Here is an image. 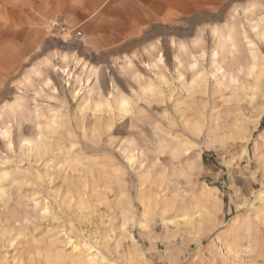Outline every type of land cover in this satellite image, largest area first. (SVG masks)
Segmentation results:
<instances>
[{
	"label": "rangeland",
	"instance_id": "1",
	"mask_svg": "<svg viewBox=\"0 0 264 264\" xmlns=\"http://www.w3.org/2000/svg\"><path fill=\"white\" fill-rule=\"evenodd\" d=\"M91 1L66 0L48 15L44 2L54 5L56 0H0V190H4L0 229L7 231H0V264H43L42 256L29 257L30 249L47 248L57 232L63 241L68 235L92 243L99 238L115 263L124 262L126 253L143 258L141 264H209L212 260L222 264L225 259L264 264L263 224L252 247L226 226L236 217L243 219L254 206H264L257 200L264 191V36H256L253 27L264 17V0H110L97 14L89 15ZM95 1L102 5L106 0ZM31 6L39 15L44 12L43 19ZM52 20L63 21L69 31L49 32ZM229 26L237 39L236 50L229 37H219V30L230 33ZM258 27L264 30V23ZM78 30L82 35H76ZM46 63H52L50 68ZM60 64L86 80L80 92L79 83L56 69ZM85 64L96 72L85 70ZM193 79L198 83L192 89ZM151 82L154 89L144 91L142 86ZM115 95L126 96L132 110H116ZM102 98L110 100L112 108H96L94 101ZM54 112L62 114V126L55 124L54 134L42 130L44 143L39 151L25 148L24 139L38 140V125ZM200 113L206 120L196 135L190 120L202 119ZM206 125L216 132L215 144L208 142ZM172 137L188 142L178 156L159 147L160 141ZM199 151L202 159L189 172L188 184L173 169ZM130 154H136L135 166L127 163ZM153 155L162 162L159 165L168 167L167 178L177 181L182 194L198 191L204 183L217 187L212 213L202 214L208 212L203 204H191L185 214L178 210L162 214L157 208L142 227L136 220L143 218V208L135 200V220L123 224L114 207L120 191L115 171H120L117 175L125 179V192L135 199L140 174ZM77 158L91 162L93 170L91 175L87 168L82 171L90 178L89 182L85 178L84 199L88 198L80 209L74 205L76 198L69 196L71 182L64 179L72 174L68 164ZM5 173L17 181L13 183ZM197 214L205 215L199 227L190 220ZM230 241L240 248L229 249Z\"/></svg>",
	"mask_w": 264,
	"mask_h": 264
},
{
	"label": "bare ground",
	"instance_id": "2",
	"mask_svg": "<svg viewBox=\"0 0 264 264\" xmlns=\"http://www.w3.org/2000/svg\"><path fill=\"white\" fill-rule=\"evenodd\" d=\"M107 2V1H106ZM104 4H105V2H104ZM104 4H103V6H104ZM100 8H101V6L99 5L98 7H96L95 9H94V11L92 12V13H94V15L95 14H97L98 12L97 11H99L100 10ZM95 12H97V13H95ZM88 20H89V18H88ZM52 21H54V20H52ZM52 21H50V23H49V25L50 24H52ZM87 20H85V22H86ZM259 21V20H258ZM258 21H256L255 23L256 24H254V26L253 27H256V33H257V35L256 36H258V35H260V36H264V30H261L258 26H259V24L260 23H264V17H262L261 19H260V21L258 22ZM230 27L231 26H229V29H230ZM261 27V26H260ZM234 28V27H233ZM213 31L214 32H216V31H218V30H216V29H213ZM233 31V29H232V27H231V31H230V33L229 34H227V35H225L223 32H221V30H219L218 32H219V34H220V36L219 37H226V39H228V37H229V40L228 41H230V45L232 46V48H234L235 50L237 49V47H238V43H237V39H236V37H235V34L232 32ZM229 32V31H228ZM260 38H262V37H260ZM65 40L66 41H68L69 40V36H66L65 37ZM227 41V42H228ZM82 43H83V45H84V47H87L88 45H87V40L86 39H82V41H81ZM225 43H226V41H225ZM229 43V42H228ZM225 46H227V45H225ZM218 47V46H217ZM229 48V47H228ZM232 48H230L231 49V51H232ZM229 49V50H230ZM225 50H226V48H225ZM214 51V50H213ZM228 52H226V54H227ZM229 53H230V51H229ZM228 53V54H229ZM231 54H232V52H231ZM50 57V56H49ZM48 57V58H49ZM62 58V60H63V62L66 60V57H64V56H62L61 57ZM254 59H255V57H254ZM46 61V60H45ZM51 62V59L50 60H47L46 62ZM42 63V62H41ZM45 63V62H44ZM49 64V63H48ZM47 63H46V66L48 65ZM255 64V63H254ZM50 65H52V63L51 64H49L48 65V67L50 66ZM58 66V65H57ZM255 66V68L257 67V64H255L254 65ZM254 66L252 67V69L254 68ZM54 67H56L55 65L53 66V68ZM216 67V66H215ZM224 67H225V65H224ZM50 68V67H49ZM68 68V67H67ZM67 68H64V65L63 66H61V64H60V66L59 67H57L56 69H58V70H60V71H63V72H66L67 73V75L69 76L68 78H70L71 77V80L72 79H74V82H76V83H79V85H80V88H79V92L82 90V86H84L85 85V81L86 80H83L82 78H81V76H80V73H75L74 72V70L73 69H67ZM84 68H85V70H89L90 72H93V73H95L96 72V68L95 67H87V65L85 64L84 65ZM254 68V69H255ZM51 69H52V66H51ZM55 69V70H56ZM217 69H219L218 67H217ZM227 69V68H226ZM253 69V70H254ZM53 70V69H52ZM51 70V71H52ZM54 70V71H55ZM49 71V70H48ZM255 71V70H254ZM227 73L228 72V70H224V73ZM251 73V72H250ZM96 74H98V73H96ZM196 77V76H195ZM199 77V76H198ZM194 78V77H193ZM197 78V77H196ZM201 80H203L201 77H199ZM217 78V77H216ZM49 79V78H48ZM218 79V78H217ZM232 79V78H231ZM234 79V78H233ZM232 79V80H233ZM70 80V79H69ZM89 80V79H88ZM50 81V80H49ZM52 81V80H51ZM195 82H197V80L196 79H193V81H192V89L195 87ZM48 83V82H47ZM198 83V82H197ZM201 83H203L202 81H201ZM200 83V84H201ZM220 83V82H219ZM69 84H70V82H69ZM190 84V83H189ZM199 84V85H200ZM198 85V84H197ZM196 85V86H197ZM202 85V84H201ZM220 85H221V83H220ZM224 85H225V87H228V85H226L225 83H224ZM223 85V86H224ZM155 86V85H154ZM154 86H153V84H152V82L151 83H147V84H145L144 86H142V88H143V90L144 91H149V90H153L154 89ZM220 87V86H219ZM189 88H190V86H189ZM189 88H188V90H189ZM198 88V87H197ZM253 89V87L252 88H250V90H252ZM195 90H197V89H195ZM200 91V90H199ZM238 91V90H237ZM78 92V93H79ZM87 92H88V95H89V99L87 100V99H85V100H87V102H88V104H91V97H93V96H91V92H90V89H88L87 90ZM152 92H155V91H152ZM190 93H191V91H190ZM235 93V92H234ZM233 93V94H234ZM238 92H236L235 94H237ZM234 94V95H235ZM87 95V96H88ZM113 96V95H112ZM194 96V95H193ZM196 96V95H195ZM240 96V95H239ZM235 97H237V96H235ZM251 97H253V96H251ZM84 98V97H83ZM114 100H115V102H116V110H118L120 113H122V112H128V111H131L132 110V108L130 109V101H129V99L126 97V96H124V95H121V96H114ZM238 98V97H237ZM237 98L235 99V100H237ZM90 100V101H89ZM109 100V99H108ZM110 101V100H109ZM109 101H107V99L106 100H104L103 98L102 99H99V100H96V101H94L95 102V107L96 108H99V107H103V106H107V107H110L111 106V108H112V104L110 105V102ZM114 102V103H115ZM125 102H127V103H125ZM195 102V104H196V101H194ZM192 103H193V101H192ZM19 105V104H18ZM195 107V106H194ZM106 108V107H105ZM107 109V108H106ZM114 109V110H115ZM196 109V108H195ZM99 110H100V108H99ZM99 110H96V112L97 111H99ZM109 110H110V108H109ZM112 110V109H111ZM193 110V109H192ZM201 111H203L202 109H201ZM107 112H108V110H107ZM119 112H118V114H119ZM196 112V111H195ZM194 112V113H195ZM198 112V111H197ZM99 113V112H98ZM204 113V112H203ZM202 113V114H203ZM196 114V113H195ZM201 114V113H200ZM200 114H199V116H200ZM201 114V116H200V118H202V119H195V121H193V122H191V120H190V123H191V125H193V133L194 134H196V135H199L201 132H202V126H203V123L205 122H203V119H205L206 120V116H205V118L203 117L204 116V114L202 115ZM206 114V113H205ZM212 115V114H211ZM194 116V115H193ZM198 116V117H199ZM61 117H62V114L61 113H59V112H54V113H52L48 118H47V120H46V122L44 123V124H39L38 126H39V138H38V140H32V139H30V138H26V139H24V141L26 142V147L25 148H27L28 150L29 149H31V151L32 150H36V151H39L41 148H42V144L44 143L43 142V131L42 130H44V129H46L47 130V132L48 133H55L56 132V128H54L53 126L56 124V125H61L62 126V119H61ZM193 119V118H192ZM207 119H208V117H207ZM213 119H214V117H213ZM61 120V121H60ZM64 122V121H63ZM208 125V124H207ZM206 125V126H207ZM212 125V124H211ZM213 126V125H212ZM212 126H207L208 128H206L207 129V135H208V142L211 144L212 142L214 143V142H216L215 141V137H216V135L214 134V133H216V132H214V128L212 127ZM237 127V126H236ZM95 128H97V127H95ZM94 128V129H95ZM232 128V127H231ZM234 128V127H233ZM96 130V129H95ZM95 130H93L94 132H95ZM47 132H46V134H47ZM59 132V131H58ZM6 133H8V129H6ZM9 134V133H8ZM8 134H7V136H8ZM52 134V135H53ZM51 135V136H52ZM47 136H49V135H47ZM159 137V136H158ZM159 139V138H158ZM161 139V138H160ZM184 139V138H183ZM183 139H179L178 137H172L171 139H169V141H160L159 143V147L162 149V152L163 151H165V150H169L170 152H171V154L173 155V156H178L179 154H180V150L184 147V146H187L186 144L188 143L187 141H185V140H183ZM219 139V138H218ZM219 142V141H218ZM10 144H11V142H10ZM147 144V143H146ZM171 144H173V146L171 145ZM215 144V143H214ZM48 145V144H47ZM143 146V145H142ZM22 148H24V147H22ZM24 148V149H25ZM148 148V147H147ZM152 148V147H151ZM134 149V148H133ZM146 149V148H145ZM134 150H136V149H134ZM148 151H149V149H148ZM145 152V151H144ZM162 152L160 153V154H162ZM201 152L202 151H199V152H195V154H194V156H189V157H187L185 160H184V162H180V161H178V162H180V164H181V166L179 165V164H176V162H174L176 165H178L179 167H177V168H175V169H177V170H175V169H173L174 171V173L175 174H181V175H183L186 179H184L188 184H190V179H189V172L195 167V165H196V160H201L202 159V154H201ZM132 153V152H131ZM134 153V152H133ZM137 153V152H136ZM141 153V152H140ZM146 153H147V151H146ZM150 153V152H149ZM32 154V153H31ZM142 154V153H141ZM159 154V153H158ZM159 154V155H160ZM128 157V156H127ZM147 157H149V155H147ZM135 158H137L136 157V154H130L129 155V157H128V159H135ZM75 159V158H74ZM142 159V158H141ZM137 160V159H136ZM158 160V158H157V156L156 155H153L152 157H151V162L148 164V166L145 168V170L140 174V177H139V184H140V188H138V190H137V192H136V195H135V199H134V197L133 196H130L128 193H126L125 192V190H124V187H126V182H125V179H123L122 178V176H118L117 175V172H120L119 170L118 171H115V173H116V175L118 176V177H116V175H114V174H112V175H114V177H115V181L117 182V185H118V187H119V189H120V191H119V193L117 194V197H116V203L114 204V207H116L117 208V211L120 213V216L122 217V220H123V224H127L128 222H130V221H133V220H135V213H136V206H135V200H137V201H139V203L141 204V206H142V208H143V211H142V215H143V218L142 219H139L138 221L136 220V223H139V225H141L142 227H146L147 226V216L149 215V214H151V213H153L154 211H156L157 210V208L161 211V213L162 214H164V213H166L167 211H171V210H178V211H180V212H183L184 214L186 213V212H188L189 211V207H190V205L191 204H195V205H197V204H203V205H205L206 207H207V210H208V212H202V214L203 213H205V214H210V213H212V211L214 210V207H215V200H216V196L214 195V191L217 189V187H214V186H211V185H209V184H207V183H204L203 184V186L198 190V191H194V192H192L191 194L189 193V194H182V191H181V188L178 186V184L176 183V182H172V180H169L168 178H167V173H166V168H168V167H166V166H164V165H159V163H162V162H159V161H157ZM138 161V160H137ZM174 161V160H173ZM94 162V161H93ZM141 162V161H140ZM159 162V163H158ZM91 163V162H90ZM90 163H83L80 159H76L72 164H68V166L67 167H69L70 166V168H71V171H72V174L71 175H67L66 174V176L64 177V179L65 180H69L70 182H71V184H72V187L70 188V189H68V193H70L71 195H69V196H73V198H76L75 200L77 201V202H75L74 203V205L76 206V207H78L79 209H80V207L81 206H83L84 205V203L86 202L85 201V199H87V198H85L84 199V195H85V192H84V190H85V188H86V186H88L87 184H86V181H88L89 180V178L90 177H87V175H85V174H83L82 173V171H84L85 169L84 168H87V170H90V172H89V174L91 175L92 174V164H90ZM148 163V162H147ZM99 164V163H98ZM141 164V163H140ZM167 164V163H166ZM172 165H173V162L171 163ZM174 164V167L176 166ZM95 165V164H94ZM99 166H100V164H99ZM160 166V167H159ZM167 166H169V165H167ZM171 166V165H170ZM94 167V166H93ZM158 167V168H157ZM172 167V166H171ZM173 167V168H174ZM96 168H97V166L95 167V170H96ZM110 168H112V167H110ZM170 168V167H169ZM67 169V168H66ZM68 170V169H67ZM113 170V169H112ZM75 172H78V174L76 175L75 174ZM100 172V171H99ZM15 173V171L13 172V174ZM68 173V172H67ZM87 173V172H86ZM106 173V172H105ZM104 173V174H105ZM88 174V175H89ZM103 174V175H104ZM119 174V173H118ZM121 174V173H120ZM174 174V175H175ZM8 175H11V174H9V173H5V175L4 176H8ZM100 175V174H99ZM99 175H96L97 177L99 176ZM85 176V177H84ZM111 176V175H110ZM178 176V175H177ZM182 176V177H183ZM11 178H12V182L13 183H15L14 181L16 180V177L15 176H13V175H11L10 176ZM88 178L86 181H85V178ZM106 177V179H107V176H105ZM94 178V177H93ZM101 178V177H100ZM111 179H113V176L111 177ZM93 180V179H92ZM91 180V181H92ZM17 181V180H16ZM100 181H102V179L100 180ZM89 182V181H88ZM99 182V181H98ZM103 182V181H102ZM110 182V181H109ZM185 182V183H186ZM97 183V182H96ZM101 183V182H100ZM100 183H99V186H100ZM113 183V182H112ZM148 183V184H147ZM192 183V182H191ZM110 184H111V182H110ZM109 183H108V185H109V187L111 186ZM145 184H147L146 186H145ZM97 185V184H96ZM96 185H94V186H96ZM106 186H107V184H105ZM192 185V184H191ZM67 186H69L68 185V183H67ZM99 186H97V187H99ZM103 187H104V185H102ZM93 187V186H92ZM96 187V188H97ZM69 188V187H68ZM93 189H95V188H93ZM93 189H91V190H93ZM108 189V188H107ZM159 189H161L160 190V192H158V190ZM97 191L99 190L98 188L96 189ZM96 190H93V193H94V195H96L95 194V192L94 191H96ZM110 190V189H109ZM184 190V189H183ZM163 191L165 192V191H167L166 193H163ZM219 191V189L217 190V192ZM99 192H101V191H99ZM163 194H162V193ZM191 192V191H190ZM4 193V190H0V195L2 196V194ZM6 193V192H5ZM86 193H87V191H86ZM93 193H91V194H93ZM98 193V192H97ZM87 195V194H86ZM88 196H90V195H88ZM7 197V196H6ZM98 198H100L99 196H98ZM101 198H102V195H101ZM257 200H260V201H264V191H262V192H260L258 195H257ZM109 202V201H108ZM73 203V202H72ZM71 204V203H70ZM107 204H110V202L109 203H107ZM113 204V203H112ZM3 206V205H2ZM72 206V205H71ZM108 206V205H107ZM110 206H112V205H110ZM108 208V207H107ZM1 209H3V208H1ZM8 209V208H7ZM110 210H112V209H110ZM10 211V210H9ZM49 211V206L48 205H45V208H44V212H48ZM3 212H4V210H3ZM201 213V212H200ZM3 214V213H2ZM1 214V215H2ZM10 214H11V212H10ZM202 214H200V215H192L193 217H190V220H191V222L192 223H194V224H196V226L195 227H199L201 224H202V222H203V219H204V217H205V215L204 216H202ZM0 215V216H1ZM8 215H9V213H8ZM7 215V216H8ZM13 215V214H12ZM44 215V214H43ZM46 215H47V213H46ZM3 216H5V214L3 215ZM6 216V217H7ZM2 217V216H1ZM15 218V217H14ZM16 219V218H15ZM119 219H120V217H119ZM216 219V218H215ZM164 220V219H163ZM4 221V220H3ZM2 221V222H3ZM7 221H9V219L7 220ZM30 221V220H29ZM15 222H17V221H15ZM12 224V223H11ZM14 224V223H13ZM110 224V223H109ZM263 224V226H264V206L263 207H253L252 208V210L251 211H249V213L243 218V219H241V218H239V217H236V218H234L231 222H229V223H227L226 224V226H227V231H229V232H233L237 237H241V241H243V242H245V244L244 245H247L248 247H252L255 243H256V241H257V236H258V234L260 233V231H261V225ZM3 226V225H2ZM1 226V227H2ZM104 226H105V224H104ZM106 226H108V225H106ZM10 227V226H9ZM109 227V226H108ZM125 227V226H124ZM123 227V228H124ZM4 229V227L2 228V229H0V231H2ZM106 230V229H105ZM104 230V231H105ZM111 230V229H110ZM4 231V230H3ZM126 231V230H125ZM4 232H6L7 233V231H4ZM50 232V231H49ZM105 232H107V234L109 233V231H105ZM104 232V233H105ZM9 233V232H8ZM46 234V233H45ZM97 234V233H96ZM107 234H106V236L105 237H107V238H109L108 236L110 235V234H108V236H107ZM0 235H1V232H0ZM7 235V234H6ZM65 235H67V232H65ZM5 236V235H4ZM3 236V237H4ZM96 237V236H95ZM46 238V237H45ZM100 238H102L101 240H103V237H100ZM131 238H132V236H131ZM4 239V238H3ZM43 239V238H42ZM47 239V238H46ZM105 239V238H104ZM1 240V239H0ZM111 241H112V239H110ZM109 239H108V242L110 241ZM132 240H133V244L135 245V242H134V240L135 239H133L132 238ZM42 241H44L45 242V240H41V242ZM94 241V240H93ZM105 241H106V239H105ZM39 242V241H38ZM43 242V243H44ZM103 242V241H102ZM119 242V241H118ZM12 243V242H11ZM40 243V242H39ZM42 243V244H43ZM48 243V242H47ZM106 243V242H105ZM104 243V244H105ZM110 243V242H109ZM49 246L47 247V248H45V245H42V246H44V248L45 249H41V248H39V246H32L33 247V250L32 249H30L32 252H33V255L32 256H30L29 255V257H34L35 258V256H42V261H43V264H141V263H144V260H143V258H136L134 255H132V254H124L123 255V257H125L124 258V262H116L115 263V261H116V259H113V258H111L110 257V255L108 254V252H107V250H103L102 249V246H103V243H101V242H99V238H97L93 243L90 241H88V240H86V239H80L78 236H76L75 238H73V237H70L69 235L67 236V240L66 241H63L62 240V237L59 235V232H57V233H54L53 235H52V237L49 239ZM12 245V244H11ZM39 245H41V244H39ZM106 245V244H105ZM104 245V246H105ZM229 245H230V248L229 249H231V250H234L236 247L239 249L240 247H239V245L240 244H238V243H236V242H234V241H230V243H229ZM27 246V245H26ZM30 246V247H31ZM117 246V244L115 245V247ZM136 246V245H135ZM28 248H30L29 247V245L27 246ZM31 247V248H32ZM119 249V248H118ZM30 250H25V251H30ZM137 250V249H136ZM230 250V251H231ZM24 251V250H23ZM28 252H26V255H23V254H21V255H23V256H27L28 254ZM32 252H30V254H32ZM22 253V252H21ZM24 253V252H23ZM119 253V252H118ZM234 253H238V250H235L234 251ZM122 255V254H121ZM20 257V256H19ZM19 257H15V258H19ZM6 258V257H5ZM4 258V259H5ZM24 258V257H23ZM22 258V256H21V259H23ZM12 259H13V257H12ZM26 260L25 261H27V257L25 258ZM33 259V258H32ZM31 259V260H32ZM7 260V259H6ZM29 260V259H28ZM39 260H41V259H39ZM14 261H16L15 259H14ZM18 261H20L21 262V260H17L16 262H18ZM24 261V262H25ZM29 262V261H28ZM31 262V261H30ZM29 262V263H30ZM37 261H35L34 263H36ZM19 263V262H18ZM17 263V264H18ZM23 264H26V262L25 263H23ZM38 264V263H37ZM41 264V263H40Z\"/></svg>",
	"mask_w": 264,
	"mask_h": 264
},
{
	"label": "crops",
	"instance_id": "3",
	"mask_svg": "<svg viewBox=\"0 0 264 264\" xmlns=\"http://www.w3.org/2000/svg\"><path fill=\"white\" fill-rule=\"evenodd\" d=\"M106 1H107V2H106ZM106 1H105V4H104V2H103L102 5H100V4H99L98 2H96L95 0H92V1H91V3H92V7L88 10V14H89V15L93 14L92 12H93L94 9H95L96 7H98L99 5L101 6V8H100V10H101V9H102V8H103V7H104V6H105L110 0H106ZM58 2H59V0H58V1L56 0V3H55L54 5H48V3H45V2H44V4H43L44 12L47 11V12H48V15H49L50 12H52L51 10H52L53 8L55 9V8H57L58 6H60V7H61V6H64L65 4H63V2L65 3L66 0H61L60 5H59ZM82 4H83V3L78 4V6H81ZM103 4H104V6H103ZM49 6H50V9H48ZM72 6H74V5H72ZM60 7H59V10H60V12H62ZM31 8L34 9L32 6H31ZM100 10H99V11H100ZM35 11H36V9H34L33 12H34L35 14L39 15L38 12H37V11L35 12ZM99 11H97V12H99ZM44 12H41V13H44ZM97 12H96V13H97ZM41 13H40L39 17H40V19H43ZM167 13H168V12H167ZM67 14H69V13H67ZM88 14H87V16H88ZM37 15H36V16H37ZM63 15H64V14L62 13V16H63ZM69 20H71V18H70ZM85 20L88 21L87 17H85V19H84L83 22H85ZM87 21H86V22H87Z\"/></svg>",
	"mask_w": 264,
	"mask_h": 264
},
{
	"label": "built area",
	"instance_id": "4",
	"mask_svg": "<svg viewBox=\"0 0 264 264\" xmlns=\"http://www.w3.org/2000/svg\"><path fill=\"white\" fill-rule=\"evenodd\" d=\"M48 31L49 32H55V31L67 32V31H69V29L67 28V26L64 24L63 21L54 20V21H52V24H50ZM76 35L77 36L82 35V31H80V30L76 31Z\"/></svg>",
	"mask_w": 264,
	"mask_h": 264
},
{
	"label": "clouds",
	"instance_id": "5",
	"mask_svg": "<svg viewBox=\"0 0 264 264\" xmlns=\"http://www.w3.org/2000/svg\"><path fill=\"white\" fill-rule=\"evenodd\" d=\"M108 131H109V130H105V132H104L103 134H104V135H107V132H108ZM192 147H193V148H196V147H198V145L193 144ZM127 163H128V165L135 166V165H134V160H133V159H128V160H127ZM261 255L264 256V253H261ZM146 264H148V262H146ZM156 264H159V262H156ZM174 264H183V262H174ZM209 264H217V261H216V260H212V261L209 262ZM222 264H237V262L228 261V260L225 259V260L222 262ZM253 264H254V262H253Z\"/></svg>",
	"mask_w": 264,
	"mask_h": 264
},
{
	"label": "snow or ice",
	"instance_id": "6",
	"mask_svg": "<svg viewBox=\"0 0 264 264\" xmlns=\"http://www.w3.org/2000/svg\"><path fill=\"white\" fill-rule=\"evenodd\" d=\"M193 67H195V65ZM125 103H127V102H125Z\"/></svg>",
	"mask_w": 264,
	"mask_h": 264
}]
</instances>
